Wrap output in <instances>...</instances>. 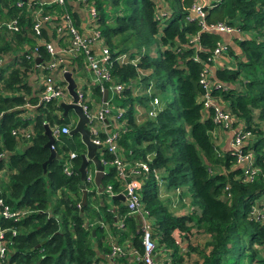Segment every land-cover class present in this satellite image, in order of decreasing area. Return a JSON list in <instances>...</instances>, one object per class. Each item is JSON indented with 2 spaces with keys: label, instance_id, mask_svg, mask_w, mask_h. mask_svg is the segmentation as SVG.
Here are the masks:
<instances>
[{
  "label": "trees",
  "instance_id": "trees-1",
  "mask_svg": "<svg viewBox=\"0 0 264 264\" xmlns=\"http://www.w3.org/2000/svg\"><path fill=\"white\" fill-rule=\"evenodd\" d=\"M86 1L93 3L98 13L103 45L111 58V79L123 86L120 93L109 91L107 98L109 106L114 104L123 110L118 120L117 154L130 168L147 163L150 169L139 179L140 197L148 213L156 253L171 250L170 262L164 264H183L184 255L175 243L174 233L188 235L195 228V235L202 237L204 243L193 249L200 248L194 264H264L259 255L264 249V224L250 216L254 203L264 196V0H220L206 9L205 20L207 24L233 25L243 35L242 40L233 38L228 50L236 59L235 66L215 72V81L230 88L213 90L211 96L254 136L248 149L254 155L258 173L251 183L243 182L236 158L215 146L213 109L204 110L199 99L202 67L193 61L196 52L188 40L199 34L202 51L198 56L206 60L221 36L200 32L197 21H186L194 0H162L170 11L162 25L155 19L159 0ZM18 2L21 0H0V24L16 19L21 28L14 35L0 31V56H9L14 66H9L12 70L0 86V166L5 168L6 177L1 182L0 198L12 209L28 213L16 223L0 218V229L16 231L14 237L6 234L11 242L10 262L101 264L110 257L114 246L124 248L126 243L142 254L140 220L129 215L125 202L112 201L109 208L104 193L98 194V201L93 199L97 194L93 190L87 192L86 205L82 204L81 185L88 190L92 183L80 180L78 170L86 148L78 134L56 138L53 150L60 159L43 168L50 155L45 148L44 126H67L71 120L68 114L62 117L55 102L39 104L33 110L16 109L38 103L28 82L35 62L16 56L25 47L35 46L30 30L34 7L28 5L34 1L23 2L22 8L16 6ZM53 10L59 15L70 13L76 26H80L81 20L71 6ZM42 37L50 41L45 31ZM123 54L129 60L138 59V63L120 64L117 58ZM40 56L47 58L42 46ZM193 83L198 85L197 92ZM109 86L106 84L105 89ZM92 94L93 98H100L98 88H92ZM154 98L159 101V109L155 117H149ZM106 120L112 124L111 117ZM110 130H114L113 126ZM13 131H27L29 137L15 136ZM98 136L105 137L103 133ZM21 146L23 149L18 150ZM71 153L76 155L73 174L66 176L63 167ZM96 155L104 161L113 159L103 148H98ZM155 174L168 191L187 189L191 206L198 208L199 214L191 211L185 216L173 215L159 198V179ZM103 185H111L116 193L121 191L114 167L105 169ZM192 247L189 244L186 248V258ZM115 260L124 264L126 261Z\"/></svg>",
  "mask_w": 264,
  "mask_h": 264
},
{
  "label": "built area",
  "instance_id": "built-area-1",
  "mask_svg": "<svg viewBox=\"0 0 264 264\" xmlns=\"http://www.w3.org/2000/svg\"><path fill=\"white\" fill-rule=\"evenodd\" d=\"M29 3V7H34L30 12L31 19V37L35 42L32 49L25 47L26 50L17 53L16 56H24L26 59H32L35 62V69L28 77L29 84L34 88L38 98L37 105L24 104L22 107L16 109L33 110L39 104H47L55 102L58 106L60 103H72L67 86L64 80L66 72H70L76 84V104L82 110V113L88 119L87 129L91 134V141L97 148H103L112 155L111 161H104L100 158V163L104 167L112 166L116 169L117 178L120 180L121 191L116 193L113 191L111 185H107L104 192L113 197L122 195L127 205L129 215H135L140 220V230L142 234V254L131 247L114 246L111 251L110 258H133L143 264H157L155 261L156 244L152 239L151 226L147 219L148 213L143 209L140 197V189L142 186L139 180L144 175L146 176L150 169L147 163L135 164L133 168L127 166L126 161L117 154L118 148L116 140L120 124L118 120L122 116L123 110L118 109L115 116H112V124L105 123L108 115L111 114L109 109V102L107 99L106 108H103L102 94L105 90V85H110L108 91L113 93H120L123 86L113 82L109 72L111 58L108 49L103 45L101 33L98 26V13L93 3H88L86 0H21L17 3L18 8L23 7V2ZM220 0H194L191 8V14L186 17L187 22L197 21L200 26V32L209 34H218L220 36L226 35L239 40H242L243 35L239 29L233 25H228L225 22H217L214 24H207L205 22L207 17L206 9L212 8L215 3ZM71 6V11L78 14L81 24L76 26L74 19L68 12L59 15L53 10L54 7L65 9L66 6ZM170 16V11L162 0L157 2V9L155 12L156 21L162 25L164 21ZM0 31H4L10 35L19 34L21 28L18 20L13 19L0 24ZM45 31L49 42H46L42 37V32ZM55 35V36H53ZM60 42V43H59ZM188 44L192 45L196 54L193 56V61L201 65V72L199 76V86L201 94L200 101L203 104L204 110L213 109L211 116L212 122L216 128H221L223 131L230 133L229 150L230 154L236 158V165L242 170V180L245 183H251L258 173V169L254 166V155L248 147L253 143L254 136L251 131L246 130L243 124L233 118L222 105L217 103L211 96L213 90L227 91L230 86L215 81L212 67L215 61L221 60L222 66L229 64L225 52L229 50L230 45L222 40L217 41L211 55L206 60H201L198 53L202 51L199 41V34L191 36ZM40 46L45 51L46 59L40 56ZM12 56V55H10ZM9 56H0V86L4 79L8 78L13 63L10 62ZM40 59V62H36ZM80 60V61H79ZM120 64L136 65L138 59L129 60L127 55L123 54L117 58ZM13 66V65H12ZM14 67V66H13ZM224 68V67H223ZM82 70H88L91 74L92 81L87 82L79 73ZM78 78L77 82L75 79ZM92 88H98L100 99L96 102L92 100ZM92 103V106H91ZM159 109V101L154 98L150 103L148 111L149 117H155ZM71 120V124L62 127L51 128V134L54 140L60 135H68L72 130L77 119ZM113 126L114 130L108 131V127ZM109 128V129H110ZM104 134V139L99 138V134ZM13 135L28 138L27 131H13ZM53 150V145L51 146ZM3 156L0 155V160ZM76 155L71 153L64 163L63 172L66 176L73 174L72 161ZM129 170V172H128ZM4 168L0 166V192L1 182L5 179ZM155 178L159 176L155 174ZM85 182L92 183V176L86 171ZM180 193V190H176ZM80 208V205H78ZM27 212L23 210H14L7 205L3 199L0 198V218L5 221H12L16 223L23 217L27 216ZM251 218L258 223L264 224V196L258 199L250 211ZM10 233L12 237L16 235V231L12 229H0V264H13L8 257V246L11 245L10 239L6 238V234ZM174 237L175 243L184 255L183 264H194L193 261L186 258V247H182L181 236L182 233L177 232ZM186 236V235H183ZM170 262V259L167 261Z\"/></svg>",
  "mask_w": 264,
  "mask_h": 264
},
{
  "label": "water",
  "instance_id": "water-1",
  "mask_svg": "<svg viewBox=\"0 0 264 264\" xmlns=\"http://www.w3.org/2000/svg\"><path fill=\"white\" fill-rule=\"evenodd\" d=\"M36 62H40V59H37ZM64 80L68 84L67 89L72 97V103L66 104V103H60L59 108L62 110V117H66L69 111H72L76 118V124L74 128L70 131V135L78 134L80 136V139L82 143L84 144L86 148V153L81 155V165L79 167V174H80V180L81 182L85 181L86 171L88 167V163L90 162L94 166V176H93V184L97 190L98 194H101L104 192V185H103V177L105 175L104 167L101 165L100 160L98 159L96 155L97 147L92 143L91 141V134L89 130L87 129L88 119L85 117V115L82 113V110L80 107L76 104V93L75 88L76 84L71 76L70 72H66L64 75ZM195 92L198 91V85L197 83H193ZM108 98V91L105 89L102 94V103L103 108H106V102ZM105 123H108L107 120H105ZM44 135L47 137V143L45 144V148L49 149L50 155L49 159L46 163L43 164V168L45 169L47 163L51 162L54 159H60L59 155L51 149V146L54 143V138L52 137L51 130L48 125L44 126ZM81 191H82V198L81 202L83 205H86L87 201V191L85 189V186L81 185ZM112 201L115 200H121V202H124L125 199L122 195H116L111 197ZM94 235V232H93Z\"/></svg>",
  "mask_w": 264,
  "mask_h": 264
},
{
  "label": "crops",
  "instance_id": "crops-1",
  "mask_svg": "<svg viewBox=\"0 0 264 264\" xmlns=\"http://www.w3.org/2000/svg\"><path fill=\"white\" fill-rule=\"evenodd\" d=\"M221 40L225 43H228L230 45V47H232V41H233V37L230 36H226V35H222L221 36ZM221 60L226 61V59H219L217 61L214 62L213 67H212V71L215 72L217 70L222 69L223 67L226 69H232L233 66L229 65H224L222 66L221 64ZM79 75L84 78L87 82H91L92 81V77L91 74L88 72V70H82L81 73H79ZM69 113V112H68ZM112 118V116H111ZM77 119V118H76ZM73 121V119H72ZM110 127H108L109 130ZM212 138L214 140L215 146L217 147V149L219 151H228L229 150V141H230V133L223 131L221 128H215L214 131L212 132ZM23 146H21L18 150H22ZM5 171V168H4ZM158 185H159V198L165 202V205H167L168 209L170 212H172L173 215L175 216H185L187 215L189 212L187 211L186 208H188V205L186 206V208L184 207L183 204H179L181 200L184 199V193H177L174 190H170L168 191L166 186H165V182L162 181L161 179H159V181H157ZM86 191L88 192V190L86 189ZM89 192H91L89 190ZM191 202V199H190ZM179 205H178V204ZM191 210V209H189ZM199 214V213H197ZM177 232L174 233V237L177 236L176 234ZM184 235V234H183ZM181 236V240H182V247H188L189 244L193 247H199L202 243V237L195 235V228H193L190 232V234L186 235V236ZM200 237L199 240H197L196 238ZM125 247H129V244L126 243ZM170 254H171V250H160L155 254V261L157 262V264H160L163 262H167L170 259ZM111 255V254H110ZM117 259V258H116ZM126 259L125 264H136V262L129 260L128 258H124ZM101 264H124L122 261L120 260H115L112 259L110 257H107L104 259L103 262H101Z\"/></svg>",
  "mask_w": 264,
  "mask_h": 264
},
{
  "label": "rangeland",
  "instance_id": "rangeland-1",
  "mask_svg": "<svg viewBox=\"0 0 264 264\" xmlns=\"http://www.w3.org/2000/svg\"><path fill=\"white\" fill-rule=\"evenodd\" d=\"M151 50H152V49H151ZM148 52H149L148 50H145V53H148ZM224 55H226L227 57L230 58V60H231L230 66H235V64H236V59H235V57H234L233 55H229L228 51L225 52ZM226 65H229V64H226ZM77 80H78V78L75 79L76 82H77ZM99 99H100L99 97H98V98H92V100H93L94 102L98 101ZM91 106H92V103H91ZM109 109H110L111 114L108 115V118H110L111 116H114V115L117 114V112H118V109L116 108V106H115L114 104H110ZM68 118L73 119L74 121L76 120V116H75V114H74L72 111H69V113H68ZM75 124H76V122H75ZM75 124H74V126H75ZM74 126L72 127V129L74 128ZM108 168H109V166H107L105 169L107 170ZM94 170H95V169H94L93 164L90 165V166L87 168L88 173L92 176V184H90V185L88 186V191L90 190L91 192H92L93 190H96V188H95V186H94V184H93ZM103 193H104V199L106 200V205H107L109 208H112V206H113V202H112V200H111V197H109V195H108L107 193H105V192H103ZM180 193H184L185 196H184V199L181 200L179 204H183L185 208H186V206L188 205V208H186V209H187V211H188L189 213H190L191 211H195V212L199 213L200 211H199L198 208H192V206H191V202H190L191 195H190V193L188 192V190L185 189V188H183L182 190L180 189ZM94 198H96L98 201L101 200V199H100V196L98 195V193L93 197V199H94ZM124 202H125V201H124ZM177 204H178V203H177ZM179 204H178V205H179ZM189 209H191V210H189ZM199 238H200V237H197L196 239L199 240V241H201V240H200L201 238H200V239H199ZM203 243H204V241H202L200 247L203 246ZM193 249H195V248L192 247V248H191V251H192V252H190L189 255H188V260H191V261H194L197 257H199V255H198V254H199V251H198V250H200V248H197L198 250H193ZM259 255H260L262 258H264V249L259 251ZM243 260H244L245 263H248V259H247V258H244ZM160 264H163V262L160 263ZM252 264H258V263L255 262V261H253Z\"/></svg>",
  "mask_w": 264,
  "mask_h": 264
}]
</instances>
